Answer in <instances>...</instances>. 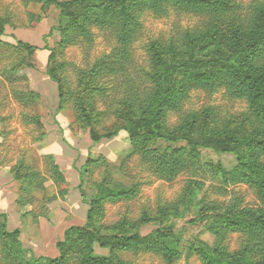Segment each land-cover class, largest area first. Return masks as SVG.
Here are the masks:
<instances>
[{"label":"rangeland","instance_id":"rangeland-1","mask_svg":"<svg viewBox=\"0 0 264 264\" xmlns=\"http://www.w3.org/2000/svg\"><path fill=\"white\" fill-rule=\"evenodd\" d=\"M45 1L0 0V17L6 21L0 42L15 45L20 41L37 48L30 59L32 69L9 72L6 68L9 60L4 61L5 55L0 56V214L7 217V230L20 231V242L28 250V256L57 258L55 244L62 239L64 231L85 222L87 206L78 190L82 174V187L88 200L104 182L115 181L136 189V196L131 200L103 205V225L122 224L126 234L144 237L171 224L181 251L173 264H201L188 248L196 243L214 244V238L206 230L208 222L202 220L206 211L235 198L246 207L257 205L254 192L248 187L221 186L205 167L220 164L229 171L236 166L235 157L199 149L196 166H190L171 182H166L154 172L150 163L133 151L124 131L110 140L93 144L88 132L75 121L70 105L57 112V88L45 74L49 53L44 49L55 48L60 42L61 34L56 30L59 11L53 5H45ZM215 2L214 9L199 15L169 10L157 16L142 11L138 34L125 49L127 57L113 55L117 42L112 26L92 29L89 40L68 43L59 59L69 91L75 93L79 72H87L101 62L114 63V70L108 72L105 67L106 71L99 76L101 94L94 101L108 129L116 122L115 108L121 100H142L149 94L147 73L151 44L164 49L175 47L178 58H213L230 51L234 27L244 28L252 20L255 5L264 6V0ZM204 36L209 40H201ZM14 91L35 92L39 100L23 105L13 98ZM192 115L198 116L200 125L208 126L210 134L221 133L225 127L232 129L241 122L248 130L251 128L247 105L230 98L222 88L210 92L192 90L181 112L166 114L164 126L169 133L174 132ZM30 117H38L42 128L34 125ZM198 135L196 132L195 137ZM167 145L186 147L184 142ZM49 156L51 161L47 159ZM88 160L92 163L86 167ZM52 164L58 167L61 182L53 181ZM18 170L21 176L27 173L37 176L29 190L23 191V183L14 179L13 173ZM193 183H197V188L188 189ZM191 190L192 196L185 200ZM181 202L188 204L186 210L179 206L184 212L182 218L167 222L160 217L164 208ZM228 243L235 249L238 237L231 236ZM1 248L0 243V258ZM94 252L100 256L109 255L98 247ZM116 257L128 264H166L161 256L152 252L123 253Z\"/></svg>","mask_w":264,"mask_h":264},{"label":"trees","instance_id":"trees-1","mask_svg":"<svg viewBox=\"0 0 264 264\" xmlns=\"http://www.w3.org/2000/svg\"><path fill=\"white\" fill-rule=\"evenodd\" d=\"M215 0H70L58 2L45 1L59 11L57 31L61 38L58 46L44 50L47 57L45 74L56 85L58 94L57 112L70 105L74 119L89 134L93 144L110 140L122 130L130 140L133 151L137 152L154 172L166 182H171L190 166L199 161V149H210L218 154H230L236 159V166L225 170L220 164L205 165L209 173L218 179L221 186L242 185L254 192L257 205L243 206L233 199L227 204L212 207L206 211L202 220L207 221V232L214 238V244H192L188 251L195 254L201 264H264V6L255 5L252 20L239 29L234 27L230 51L219 53L206 60L178 58L175 47L164 49L151 44L149 52L150 67L147 81L149 94L142 100L128 98L121 100L115 108V124L105 129L102 113L95 108L94 101L101 94L98 78L102 71L114 70L111 61L101 62L87 72H79L75 93L69 91L62 75L63 63L59 57L62 49L77 39L89 40L94 28H114L117 46L113 55L127 57L126 47L138 34L142 11H150L161 16L169 10L189 11L197 15L214 9ZM6 21L0 17V36L4 34ZM207 35V34H205ZM200 41V38H198ZM207 39L204 36L201 40ZM37 48L17 41L15 45L0 42V56L9 60V72L23 68H33L30 59ZM14 83V82H11ZM222 88L236 101H243L248 109V122L251 128L241 122L230 129L225 127L221 133L210 134L206 124L198 123V116L192 115L174 132L164 126L166 114L179 113L192 90L210 92ZM13 98L23 104L35 103L39 95L35 92L14 91ZM25 100V101H24ZM30 121L42 128L38 117ZM198 136L195 137V133ZM43 138V135H42ZM184 142V148H172L167 144ZM51 161V157L47 158ZM91 160L85 164L90 166ZM55 183L62 181L58 167L52 164ZM14 179L23 183L22 190L33 186L32 173L20 175L13 173ZM78 190L83 204L87 206L85 222L82 226L67 228L55 248L58 257L36 258L28 256L20 242V231L7 230V217L0 214V264H128L117 259L118 254L152 252L161 256L166 264H173L181 255L171 224L153 230L146 236L126 234L124 225L105 226L102 224L103 205L131 200L136 196L134 186L126 187L118 182H104L90 200L86 198L83 175ZM197 188V183L188 189ZM193 190L185 197L190 198ZM53 200V198H51ZM188 204L178 203L166 207L160 217L182 218ZM238 237L235 249L230 248L228 240ZM108 251V256H100L94 248Z\"/></svg>","mask_w":264,"mask_h":264}]
</instances>
